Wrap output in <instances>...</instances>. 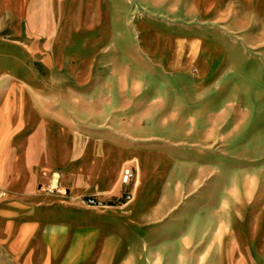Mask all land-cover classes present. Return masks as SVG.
Instances as JSON below:
<instances>
[{
	"label": "rangeland",
	"instance_id": "obj_1",
	"mask_svg": "<svg viewBox=\"0 0 264 264\" xmlns=\"http://www.w3.org/2000/svg\"><path fill=\"white\" fill-rule=\"evenodd\" d=\"M0 179L29 264H264V0H0Z\"/></svg>",
	"mask_w": 264,
	"mask_h": 264
},
{
	"label": "crops",
	"instance_id": "obj_2",
	"mask_svg": "<svg viewBox=\"0 0 264 264\" xmlns=\"http://www.w3.org/2000/svg\"><path fill=\"white\" fill-rule=\"evenodd\" d=\"M7 2H11L12 0H6ZM132 157L137 159V164L135 165L133 162L123 163L121 166L120 176L118 180V184H120V178L122 175V171L126 166H131L135 173L136 177L131 182H135V194L136 198L139 197V194L142 191L150 190L151 191H168L169 187L172 185L175 187L173 191L177 193L185 192V199L191 197V195L195 192V189H189L182 184L183 176H179L177 181L174 182L170 179L164 178L158 180L153 176V173L157 169V165L153 167H147L148 165L142 162V153L139 151L132 152ZM151 174L148 176V174ZM177 183V184H175ZM203 183H205V179H203ZM130 184V185H131ZM121 185V184H120ZM200 186V183H198ZM53 188H56V192L58 190V182L56 180L53 181ZM6 187L4 186L3 181L0 179V206H6L4 208L0 207V247L4 249L9 255L14 258H23L24 261L22 264H29L30 257L39 256L40 246L34 248L33 242L41 240L44 241L45 232L40 230L41 225L38 220H29L28 212L24 210H14V205L11 204L13 202L14 197H3V190ZM50 189V188H49ZM49 189L47 191V196L52 198L56 196L55 193H50ZM44 196H38L36 199H39L41 203H50ZM137 200V199H136ZM136 202V201H135ZM180 203L171 204L168 206L169 209H175L179 206ZM13 205V206H12ZM49 205V204H47ZM9 206V207H8ZM207 224L206 221L203 222ZM196 223L195 225H197ZM99 248L101 254L99 255V260L97 264H107V257L109 256V252H111V247L114 243V240L111 237H100L99 238ZM42 248L45 249V245H42Z\"/></svg>",
	"mask_w": 264,
	"mask_h": 264
},
{
	"label": "built area",
	"instance_id": "obj_3",
	"mask_svg": "<svg viewBox=\"0 0 264 264\" xmlns=\"http://www.w3.org/2000/svg\"><path fill=\"white\" fill-rule=\"evenodd\" d=\"M136 177V173L134 171V169L131 166H126L123 171H122V175L120 178V183L123 186H129L131 184V182L135 179ZM50 193H55L56 192V188L51 187L49 189ZM132 200V195H128L127 196V202H130ZM86 205L90 206V207H96L99 206V204L92 198H88L86 200Z\"/></svg>",
	"mask_w": 264,
	"mask_h": 264
}]
</instances>
